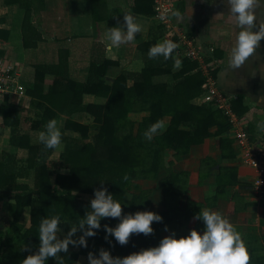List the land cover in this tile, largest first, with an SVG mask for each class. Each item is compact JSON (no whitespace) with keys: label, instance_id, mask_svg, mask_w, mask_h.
<instances>
[{"label":"trees","instance_id":"trees-1","mask_svg":"<svg viewBox=\"0 0 264 264\" xmlns=\"http://www.w3.org/2000/svg\"><path fill=\"white\" fill-rule=\"evenodd\" d=\"M31 1H9L22 3L25 9L23 49L26 63L34 69V82L27 85L26 95L38 110L31 128L45 131L50 119L57 121L64 116L67 118L65 130L79 137L66 138L61 161H51L55 148L45 149L39 142H33L22 130V109L8 98L0 100V136L4 128H9V146L28 153L25 159L10 151L0 154V202L8 200L10 217L7 228L0 227V264H20L38 249L39 223L44 216H60L57 238L62 239L72 224L90 210L91 200L84 197L93 199L94 189L107 188L121 202L122 215L151 210L150 193L137 182L156 180L160 172L165 173L160 186L167 211L159 213L160 222L152 223L153 233L131 234L129 242L120 245L114 237L105 239L103 226L115 227L119 223V218L108 217L101 220L96 235L87 238V248L69 245L68 252L59 255L64 258L63 264H77L80 256L87 258L89 251L98 255L101 247L109 249L113 256H126L157 245L164 232L181 236V221L196 218L201 205L191 202L186 210H180L181 198L188 191L189 174L178 170L176 164L193 146L211 137L214 127L221 137V149L225 152L231 146V141L223 139L231 127L228 117L210 103L196 102L205 93L206 77L200 63L185 54L179 55V47L167 59L149 58L150 46L164 39L175 43L179 39L159 34L138 46L144 62L139 72L121 70L111 77V70L119 63L107 59L100 44L94 43L89 48V56L81 57L76 49L82 46L79 38L83 35H75L72 43L68 38L57 39L53 44L43 40L32 22ZM132 10L137 15L153 17L155 0H134ZM0 40H8V33L3 29H0ZM176 58L182 61L178 68L174 66ZM216 72L212 69L211 75L215 77ZM47 80L51 81L49 85ZM86 95L94 96L96 101L85 103ZM233 109L238 115L244 112L236 102ZM78 114L88 116L91 122L76 120ZM157 121L163 127L149 141L144 132ZM168 151L173 152V161L169 164L166 163ZM125 175L127 180L123 178ZM31 178L33 187L26 182ZM27 209L29 226L22 221ZM81 234L78 229L74 238ZM24 245L27 249L22 251ZM47 264L56 262L49 258ZM248 264H264V253L257 254L253 249Z\"/></svg>","mask_w":264,"mask_h":264},{"label":"crops","instance_id":"crops-1","mask_svg":"<svg viewBox=\"0 0 264 264\" xmlns=\"http://www.w3.org/2000/svg\"><path fill=\"white\" fill-rule=\"evenodd\" d=\"M33 1L38 4L42 13L56 10L51 42L45 39L43 28L37 25L47 43L53 44L60 38H68L71 41L75 35L79 37L83 35V38H79L82 46L76 49L77 55L81 57L89 56V48L94 43L100 44L106 58L119 63L111 70V77L121 70L139 72L144 62L138 46L153 38L157 32L167 31L166 26L156 18V15L145 17L134 13L132 10L134 0ZM14 7L9 5L5 10L9 13ZM64 9L67 10L65 13ZM260 11H264V8H258V12ZM177 12L183 19L176 16ZM227 12V0H176L171 17L173 33L192 40L194 46L204 54L208 60L205 63L213 71H217L213 78L218 90L231 98L232 108L234 102L243 107V114L238 115L234 109L233 112L249 132L251 140L258 141L264 136V128L258 127L259 123L264 121V39L242 65L234 66L230 53L239 29L229 22ZM125 13L133 15L142 25V30L136 34L133 41L112 45L106 39V30L122 24ZM221 13L223 15L218 16ZM8 19L11 26L3 27L0 24V29L7 33L14 24L11 17ZM211 47L214 49L213 53L209 51ZM0 52L9 56L7 51L0 49ZM202 72L204 75L203 70ZM30 76L31 73H27V69L24 68L21 73L24 84L31 83L34 76L33 78ZM95 101L94 96L84 97L85 103ZM196 102L202 101L199 99ZM167 122L168 119L165 124ZM211 133L213 134L211 137L204 143L193 146L190 153L176 164L178 170L189 174L188 191L181 198L180 210H186L188 203L192 202L201 205V209L220 211L241 234L249 258L253 249H256L257 254L263 255L264 196L257 198L252 192V184L258 178V173L243 161L242 151L234 140L231 127L223 135V139L231 141V146L226 147L225 152L220 146L221 137L217 135V127L212 128ZM171 161L173 152L168 151L166 163L169 164ZM164 177L165 173L160 172L156 180L137 182L142 189L149 191L151 210L158 213L167 211L164 191L160 186V181ZM181 222L179 230L181 236L187 235L191 229L203 230L204 227L202 221L196 218L183 219ZM170 234L164 232L162 237ZM248 262L249 259L247 264Z\"/></svg>","mask_w":264,"mask_h":264},{"label":"clouds","instance_id":"clouds-1","mask_svg":"<svg viewBox=\"0 0 264 264\" xmlns=\"http://www.w3.org/2000/svg\"><path fill=\"white\" fill-rule=\"evenodd\" d=\"M229 22L239 31L231 48V63L239 67L258 48L264 39V0H227ZM223 15V13L218 16ZM179 19H183L179 12ZM142 25L128 13L123 15V23L107 28L105 36L112 45L133 41ZM177 44L172 40H163L150 46L148 57L163 56L169 58ZM182 61L176 58L175 67H180ZM163 127L162 122L151 124L144 132V137L151 140L158 130ZM264 128V121L258 125ZM45 131H40L38 141L45 149H54L61 143L62 133L57 127L56 119H50L45 125ZM63 171V170H62ZM128 179L127 175L123 177ZM103 183V181H100ZM119 218L115 227L105 224V239L114 237L115 242L125 245L131 234L153 233L152 223L160 222L162 216L151 210H141L122 215V204L114 198L107 188L94 189V198L90 201V210L77 223L72 224L62 239L57 238L61 223L59 215L44 216L39 223L38 249L30 253L20 264H47L52 258L56 264H63L64 258L59 254L67 253L69 245L73 247H88L87 238L96 235L101 228L104 218ZM196 219L202 221L203 230L191 229L187 235L177 236L175 232L164 236L155 246L141 248L126 256H113L109 249L101 247L98 255L89 251L87 264H247L249 259L247 248L241 234L229 219L218 210L210 208L200 209ZM78 229L81 235L74 238ZM167 230V229H165ZM112 244V241H108ZM27 245L21 249L26 250ZM79 264V262H77Z\"/></svg>","mask_w":264,"mask_h":264},{"label":"built area","instance_id":"built-area-1","mask_svg":"<svg viewBox=\"0 0 264 264\" xmlns=\"http://www.w3.org/2000/svg\"><path fill=\"white\" fill-rule=\"evenodd\" d=\"M176 0H155L156 18L166 26L167 36L172 38L178 36L177 48L181 49L178 54H185L192 60L198 61L201 64L202 70L206 77L203 89L204 95L201 101L210 103L215 108L221 110L229 119L231 129L234 133V140L242 151L243 161L254 168L258 173V178L253 181L252 192L257 198L264 196V136L258 141H252L247 129L242 126L241 121L233 112L231 98L221 93L211 75V68L205 63V57L202 52L196 48L192 40L183 35L173 33L171 17L175 10ZM210 53L214 52L211 47ZM16 65L8 55H0V100L8 98V101L14 97L20 100L27 97L24 81L20 72L16 69Z\"/></svg>","mask_w":264,"mask_h":264},{"label":"rangeland","instance_id":"rangeland-1","mask_svg":"<svg viewBox=\"0 0 264 264\" xmlns=\"http://www.w3.org/2000/svg\"><path fill=\"white\" fill-rule=\"evenodd\" d=\"M10 0H0V24L1 26L3 25V27L5 26H11L12 24H10L11 22L8 23V17H11V19L13 20L12 22L13 27H11V30L8 31V40L3 42L2 40H0L1 44H0V49H2L3 51H7V53L9 54L10 58L13 60V62L16 65V69L20 72V74L23 72V69H27V73H31V76L33 78L34 76V69L28 65L26 63V56H25V51L23 49V32H22V22H23V16L25 13V9L22 6V3H10ZM32 22L34 27H36V29L39 31V28H43V32H44V36L45 39L49 42H51L50 40L53 38L52 36V32H53V28H54V19L56 18V10L47 13H42L40 12L41 10H39L38 8V4L34 3V1L32 0ZM9 5H13L15 6L14 8H12V12H6L5 7L9 6ZM67 10L64 9L65 13ZM45 14V15H44ZM34 19H36V21H34ZM22 21V22H21ZM37 25H39V28H37ZM160 27V26H159ZM161 30V33L157 32L156 35L159 34H165L166 38H168L167 33ZM43 39V38H42ZM169 39V38H168ZM44 40V39H43ZM165 40V39H164ZM5 49V50H4ZM30 70H28L29 68ZM116 73V72H115ZM25 77H28V75H25ZM32 80V79H31ZM25 82V81H24ZM34 82V79L31 81V83ZM51 83L50 80H47L46 85H49ZM25 87V91H27V84H24ZM11 102H13L14 104L18 105V107H20L22 109V112L20 113V117H21V126H22V130L25 134H28L31 136L32 141L33 142H39L38 141V134L39 131H35L32 130L31 128V124L32 121H35L37 119V109L34 106V104L32 103V100L30 99V97H26L22 100H20L17 97H14L13 100H11ZM134 119L138 118L139 116H133ZM66 117H61L59 120H57V127L60 129L62 136H61V143L55 148V151L53 152L52 156H51V161L54 162H59L61 161V155L65 150V139L66 138H72V137H79L78 134L72 133L70 131H66L65 130V123H66ZM75 119L84 123H89L91 122V119L84 115V114H78L75 116ZM91 135H93V133H91ZM9 138H10V129L5 128V130H2L1 132V136H0V154L4 151H10L12 153H16L19 159H25L28 156V153L24 150H18V149H14L12 147L9 146ZM64 172V171H62ZM31 187L34 186V181L31 178L30 180L26 181ZM84 199L90 201L91 197L86 196L84 197ZM8 205L9 202L8 200H3L0 202V227L2 229H6L7 225H8V221L10 220L8 213ZM23 223L26 226L30 225V217H29V210L27 209L24 214H23V219H22ZM60 232H58L59 234ZM79 264H87V260L85 256H81L78 259Z\"/></svg>","mask_w":264,"mask_h":264}]
</instances>
